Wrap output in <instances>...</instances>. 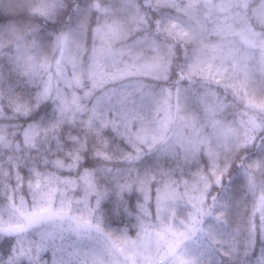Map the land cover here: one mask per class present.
<instances>
[{"label":"trees","instance_id":"obj_1","mask_svg":"<svg viewBox=\"0 0 264 264\" xmlns=\"http://www.w3.org/2000/svg\"><path fill=\"white\" fill-rule=\"evenodd\" d=\"M245 3L0 0V219L51 192L107 235L0 233V264H129L110 240L140 264H264V0Z\"/></svg>","mask_w":264,"mask_h":264},{"label":"rangeland","instance_id":"obj_2","mask_svg":"<svg viewBox=\"0 0 264 264\" xmlns=\"http://www.w3.org/2000/svg\"><path fill=\"white\" fill-rule=\"evenodd\" d=\"M210 1V0H209ZM237 4H246L247 0H233ZM96 61L99 63L100 58L97 57ZM53 69L55 73V77L52 81L54 84L58 80H62V77L65 74L63 66L61 64V53H59L58 57L53 61ZM99 73V72H98ZM101 76V74H100ZM36 188V186L34 187ZM48 200L41 201L39 199H34V202L31 201V205L28 207L25 206L24 201L20 198L10 199L8 197L7 200V209H10L9 218H1L0 219V233L3 234H14L17 235L19 240L20 236L25 238V233L29 231H33V228L41 225L42 223H48L51 221H65L68 224V228H75L83 233H87L93 237H97L96 234H101L103 236H107L101 229L98 223H94L90 221L87 213H82L75 211L74 209H69L67 202L61 196L54 197L53 193H49ZM36 200V201H35ZM53 204L54 208L57 210L58 215L53 218L47 220H40L34 223H30V220L33 219L32 214L37 212L40 207L46 206L47 204ZM260 199V204H261ZM98 226V227H97ZM110 242L113 244L115 249L121 252L122 259H125L129 264H140L133 254L130 252H122L120 246L117 247L112 240ZM93 249L90 252H86V255L89 256L92 254ZM100 249L94 251L96 256H98ZM103 254V251L101 252Z\"/></svg>","mask_w":264,"mask_h":264},{"label":"snow or ice","instance_id":"obj_3","mask_svg":"<svg viewBox=\"0 0 264 264\" xmlns=\"http://www.w3.org/2000/svg\"><path fill=\"white\" fill-rule=\"evenodd\" d=\"M38 114L41 116V118H43L46 115V113H42V112H40ZM48 143H49L48 150L45 152H42L39 156V161H40L39 166H42L44 168H48L50 165L53 164V160L50 158V156L58 154V151H59V150H57V153H52L51 143L50 142H48ZM84 164L88 165V164H90V161L85 159ZM99 205H100V199L97 200V208H99ZM198 211L200 212L201 215L204 214L203 210L198 209ZM56 215H58L57 210L54 208L53 204L49 203L46 206L40 207L37 212H34L32 214L33 219L30 220V223H34V222H37L40 220H47V219L55 217ZM177 244H179V240L177 241ZM9 264H25V261L23 260V258H20L16 261H9ZM29 264H31V262H29ZM37 264H38V262H37Z\"/></svg>","mask_w":264,"mask_h":264},{"label":"clouds","instance_id":"obj_4","mask_svg":"<svg viewBox=\"0 0 264 264\" xmlns=\"http://www.w3.org/2000/svg\"><path fill=\"white\" fill-rule=\"evenodd\" d=\"M261 248L264 251V240L261 241ZM213 264H241V262L231 255H220L217 256L213 261Z\"/></svg>","mask_w":264,"mask_h":264}]
</instances>
